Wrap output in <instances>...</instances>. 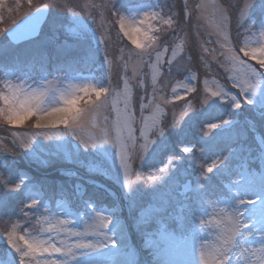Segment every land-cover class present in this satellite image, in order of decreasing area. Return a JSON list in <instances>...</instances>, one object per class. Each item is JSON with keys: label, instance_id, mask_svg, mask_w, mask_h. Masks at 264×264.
<instances>
[{"label": "snow or ice", "instance_id": "6c2138e0", "mask_svg": "<svg viewBox=\"0 0 264 264\" xmlns=\"http://www.w3.org/2000/svg\"><path fill=\"white\" fill-rule=\"evenodd\" d=\"M29 7L33 6V0H27ZM185 14H189V0H184ZM19 6V5H18ZM213 8V15L216 17V31L222 42L221 48L225 51L221 55L225 56V67L231 66L234 80L233 87L239 89V96L230 95L227 91L217 87L215 90L206 88L208 95L203 103L216 98L221 104H227L228 119L221 118L220 123L208 122V131H215V135L221 132H230L236 127L239 121L236 119L242 104H247L255 110L260 120L264 121V72H257L251 65H245V61L233 51L230 46V23L231 16L227 9L217 3V0H207V3L197 5L198 10L207 7ZM95 9L100 15V27L103 29L104 12L110 11L117 17L120 32L127 37L130 42L139 49L140 52L134 56L129 55L124 60L123 67L127 68L129 63L138 59L141 65L155 70L164 61V53L168 48L160 51L154 47L157 37L152 33L160 32V28L154 27L148 21H157L161 25L172 28L174 25V15L165 16L156 10V6L150 3H140L130 8L125 0H106L105 3L96 4L94 0H86L83 4H73L72 0H49L39 7H35L23 24L16 28L7 30L9 47L20 41L32 38L40 29L42 23L47 22V14L51 9L67 12L73 18L70 31L77 34L84 31H92L82 19L83 12L87 9ZM80 9V10H76ZM133 12L135 15L131 19L142 16L137 26L129 23V17L123 13ZM91 15V13H89ZM97 21L93 19V23ZM55 24V22H53ZM237 24L244 29L240 34L243 41L239 47V52L249 60H254L261 68H264V0H242L239 8V18ZM0 31H6L0 29ZM239 43V41H237ZM100 45L107 48L106 38L101 32ZM151 49V51H149ZM184 50V40L181 39L172 48V57L167 60L171 67L173 60ZM207 52V49H204ZM8 48L4 49L7 55ZM155 52V60H152V53ZM148 60L145 61L144 57ZM123 59V57L121 58ZM84 65L93 63L91 50L85 52L81 58ZM18 66L5 65L4 75L0 76V125H7L10 129L21 128L25 123L34 118L31 128L35 130L33 137L44 136L45 139L60 140L62 136L71 134L78 138V134L87 127L95 128V122L89 118L93 114H99L105 107L111 89L101 81L81 83L86 78L81 75L84 67L81 62H65L64 68L57 71H65V77H56L54 81H49L43 75L44 67L41 65L39 77L32 76L26 70V62L18 61ZM112 61L105 55L104 65L108 66L109 72L112 69ZM11 67V70H7ZM35 70V69H33ZM182 70L180 68L177 69ZM187 71L188 69H183ZM50 74V73H49ZM136 73L134 77L136 78ZM197 79L195 74L188 77V82L183 84L184 95L196 91V87L191 81ZM140 87H145L143 78L138 80ZM152 84L156 85V75L152 76ZM119 87V85H117ZM175 99H183V95L172 88ZM163 89L153 88L152 97L148 105L141 104L142 109L151 107L153 104L171 103L170 99L163 94ZM123 96L124 108L117 110L114 121L115 138L113 139L108 129L101 128L100 135L94 140L80 138V144L85 150L92 148L96 154L104 159H111L113 153L105 148V145L112 144L115 148V158L119 163L117 179L122 174V189L128 200L130 209L135 207L136 188L130 180L132 165L136 159L144 160L148 157H156L161 152L168 154V166L161 168L162 174L171 172L173 166L178 167L176 159L177 153L174 149L180 146L184 154L193 153L194 149L186 142V130L183 117H177L173 113V123L175 128L177 123L181 127L177 130L175 138L170 139L167 131V115L162 108L157 107L156 111L149 117L142 116L143 124L139 129V136L134 128L135 117L131 107V87L129 78L124 77V87L117 97ZM244 97L241 100L239 97ZM95 97V99H93ZM103 98V99H102ZM208 107L215 110L218 105L209 103ZM187 116V113L183 114ZM107 119V118H105ZM249 128L255 126V121H248ZM63 127L66 131L60 133L58 130ZM208 133L206 132L205 135ZM9 135L13 140V150L16 146L22 148L25 153L35 154L36 149L32 142L16 144L18 133L11 131ZM215 136L210 137L214 139ZM257 139L259 156L264 165V136ZM8 146L4 140H0V152H7ZM239 151L243 153L244 145H239ZM235 155V150L223 160H213L206 168L201 165L203 172L196 178L195 189L199 191L198 199L200 205L199 228L193 229L191 240L199 242V262L198 264H264V166L257 171H252L246 167L247 161L241 163L239 170L235 171L238 179L231 181L228 191L222 193L226 198L220 196L209 197L205 191L207 182L211 177L205 173H213L214 169L219 172L229 171V161ZM201 158L203 159V152ZM184 159L179 158L180 162ZM0 167V223L8 225L4 229V238L9 249L16 255L13 256L8 249L0 251V264H139L135 258V252L129 248L124 235V228L115 211V204L108 207H97L91 199L84 201V215H80V210H72L71 197L64 193L63 189L57 194V198L51 203L55 204V211L50 208L44 195L45 185L41 182H32L26 174L17 171L13 176L6 161ZM223 167H220V165ZM97 172H106L99 164L94 166ZM7 173V176H5ZM66 175H74L65 172ZM235 188V192L231 191ZM185 190H191L189 185H185ZM80 194L81 186L74 187V193ZM14 200H19L21 207L15 212L16 219L13 221L9 216L7 220L3 214L10 208ZM207 201V204H206ZM223 207H217L218 205ZM212 209L209 211V209ZM27 217L29 223H33L32 231H37L39 226L40 235L32 236L31 233H23L19 223L20 217ZM205 217L210 219L205 220ZM87 218V219H85ZM184 210L181 209L177 216V222L181 229L184 227ZM78 221L84 222L83 229L76 228ZM151 221V214L137 215L136 226ZM215 229V231H205V229ZM55 233V235H53ZM69 238H74L69 242ZM179 242L175 233H171L167 228L158 227L154 233H145V244L153 249L154 255L159 256L164 245H171ZM113 250L119 252L124 259L114 261L110 257ZM156 264H162L160 260Z\"/></svg>", "mask_w": 264, "mask_h": 264}, {"label": "rangeland", "instance_id": "374dc122", "mask_svg": "<svg viewBox=\"0 0 264 264\" xmlns=\"http://www.w3.org/2000/svg\"><path fill=\"white\" fill-rule=\"evenodd\" d=\"M48 2L49 0H33V6L29 7L27 0H0V29H9L33 11L35 7ZM64 2L65 0H60V3ZM85 2L86 0H72L73 4ZM94 2L101 4L105 3L106 0H94ZM202 2L206 4L207 0H189V14L186 16L184 0H125L130 8L140 3H150L156 6V10L162 12L166 17L175 13L172 28L161 25L157 21H148L154 27L161 29L160 32L152 33L158 38L154 47L160 51L168 48L163 57L165 62L155 70L147 67V65H141L138 59L129 63L127 68L123 67L124 60H127L130 54L134 56L140 50L135 48L130 40L120 32L117 17L113 16L110 11L104 12L103 24L105 27L101 29V18L97 10L91 8L85 10L82 19L92 31L77 34L69 30L73 21L70 14L51 9L47 14V22L41 25L37 37L19 44H12L10 47L5 31H0V63L5 58L12 62L19 60L25 62L24 57L37 53L39 56L34 57L32 61L39 57L37 62H41L40 67L33 70L34 66H30L26 70L32 76L39 77L41 65H43V75L47 76L49 81H54L56 77H65V72L57 71V68L50 71L48 67L50 57L48 58V56L68 55L72 59V63L74 61L81 62V66L84 67L81 75L86 79L82 80L81 83L88 80L92 82L101 81L111 89L106 107L99 114H93L89 118L95 122V128L87 127L78 134V138H74L71 134L62 136L60 140L45 139L42 135L33 137L32 134L35 130L31 128V124L34 118L27 121L21 128L10 129L7 125H0V140H4L8 146L7 152H0V167H3L2 162L6 161L13 176L19 171L26 174L32 182L43 183L45 185L44 195L47 197L46 202L55 211L60 210L56 209L55 204L51 201L57 198L58 187L65 190V194L71 197L72 210L79 209L81 216L86 211L84 201L93 200L94 197L97 198L93 200L97 207H108L114 203L129 248L135 252V258L138 259L139 264H156L157 260H160L162 264H198L199 242L192 241L191 236L193 229L199 228V191L195 189V181L203 172L201 165L206 168L213 160H223L235 150V155L229 161V171L219 172L214 169L213 173H205L211 177V180L207 182L205 191L209 197L220 196L221 199L226 198L222 193L228 191L231 181L239 178L235 175V171L239 170L241 163L247 161L246 167H250L252 171H257L264 166L258 158V143L257 139H254V137L264 136V121L260 120L258 113L251 106L242 104L241 109L236 110L239 112L238 117H236L239 123L230 132H221L220 135H215V132L220 130L208 131L209 121L220 123L221 118L228 119L229 117L227 115L228 105L221 104L220 100L212 98L207 103H203L204 98L208 95L205 89L212 88L215 90L219 87L235 96H239V89L232 86L234 80L232 79L231 66H224L226 59L221 53L225 49L220 46L222 37L216 31V17L213 15V8L209 6L204 10H198L197 5ZM217 3L227 9L231 16L230 46L233 47V51L245 61V65H251L257 72H264V68L239 52V47L243 43L240 34L243 33L244 29L237 24V19L239 18L242 0H217ZM123 14L129 17V23L135 24V26L138 25L139 19H142V16L136 17L134 20L131 19L135 15L131 11ZM93 19L97 22L93 23ZM101 32L106 38L107 48L99 44ZM181 39L184 40V50L179 52L170 67L167 60L172 57V48L180 43ZM5 48H8L7 55L3 54ZM204 49L208 51L205 52ZM89 50L92 52L93 63L84 66L81 58ZM106 52L107 58L113 62L111 72H109L108 66L104 65ZM122 57L123 59H121ZM144 60L147 61L148 57L145 56ZM152 60H155V52L152 53ZM8 65L15 66L16 64L9 63ZM178 68L182 70L178 71ZM5 70L0 65V76L4 75ZM7 70H11V68ZM134 73L137 74L136 78H133ZM192 74L197 77L195 81H191V84L196 87V91L184 95L183 84L188 82V77ZM153 75H156L155 86L152 84ZM124 77L129 78L131 87V107L135 117L136 135L139 136V129L143 124L142 116L144 118L151 116L159 107L167 115V124L169 125L167 131L170 139L175 138L177 130L181 127V123H177L175 128L171 127L173 113H175L178 118L183 117V120L186 121L184 124L186 142L194 149L193 153L184 154L181 152L180 146H177L174 151L177 153L178 167L173 166L171 172L164 174L163 178H161L162 174L159 170L168 166L167 153L161 152L156 157H148L144 160L136 159L130 175V180L136 188L134 209L129 208L128 200L122 189V174L120 179H117L119 163L115 158L113 145L104 146L113 153L111 159H104L96 154V150L92 148L85 150L80 144L81 137L85 140L96 139L101 134V128L108 129L111 137L115 138L114 121L117 110H122L125 106L123 96L117 97V93L123 90ZM140 78L144 79L145 87L139 86L138 80ZM154 87L162 88V94L168 97L171 103L167 105L153 104L149 108L142 109L141 104H149ZM173 87L183 95V99L174 98L176 94L172 92ZM239 98L244 99L242 96ZM209 103H214L218 107L215 110L210 109ZM184 113H187V116H184ZM253 120L255 126L250 129L247 122ZM11 131L18 133L17 145L32 142V146L36 149L35 154L25 153L18 146L13 150V140L9 135ZM55 131L63 133L66 130L61 126ZM206 132L207 135H205ZM213 136L215 138L210 140V137ZM240 144L244 145L243 153L239 151ZM202 152L203 159L201 158ZM181 156L184 157L182 162L179 160ZM96 164L106 169V172L95 171L94 167L91 166ZM220 167L223 165L221 164ZM31 172H34V176L38 177H33ZM65 172H71L74 175L69 176ZM76 185L81 186L82 196L80 194L73 195ZM185 185H189L191 190L186 191ZM97 190L102 192L106 200L109 198L107 204ZM231 191L234 193L235 188L233 187ZM20 207L19 200H14L10 208L3 214V218L7 220L11 216L15 221V212ZM217 207H223V205ZM182 208L185 218L183 229L179 227L177 222V216ZM211 210L210 208L209 211ZM170 212L171 217L168 216ZM148 214H151V221L138 228L135 222L137 215ZM208 219L210 217H205V220ZM19 223L22 229L20 234L27 232L31 233L32 236L40 235L39 226L37 225V231L33 232L34 222L29 223L27 217H20ZM5 227L9 226L0 223V251L8 249L15 256L16 253L9 249L4 238ZM83 227L84 222L78 221L76 228L82 230ZM158 227L167 228L169 232L175 233L179 242L164 245L160 255L156 256L153 249L145 244V233H154ZM205 231H215V229H205ZM73 239L69 238V242H72ZM108 258L114 261L124 259L116 250H113L110 257H104V259ZM17 264H19L18 259Z\"/></svg>", "mask_w": 264, "mask_h": 264}, {"label": "trees", "instance_id": "16d2710c", "mask_svg": "<svg viewBox=\"0 0 264 264\" xmlns=\"http://www.w3.org/2000/svg\"><path fill=\"white\" fill-rule=\"evenodd\" d=\"M37 52V51H36ZM41 55V54H40ZM13 56V55H12ZM37 56H39L37 53L35 54H32V55H29V56H27V57H24L26 60H24L26 63H27V65H28V67H30V66H34L33 68L34 69H36L37 67H40V63L41 62H37V59L39 58H37V59H34L35 61H32V59L34 58V57H37ZM50 57V60H49V62H50V64H49V70L51 71V70H54V68H64L65 67V62H67V63H72V59L68 56V55H60V56H52V55H49L48 56V58ZM28 59H30V60H28ZM20 61V60H19ZM18 62V61H17ZM17 62H12V61H8V58H5L4 59V61L3 62H1L0 63V65L2 66V68H5V65H8L9 63H15L16 65L15 66H18V63ZM47 62V61H46ZM47 64V65H48ZM46 65V66H47ZM85 66V65H84ZM11 68V67H10ZM61 72H65V71H61ZM244 130H247V129H244ZM243 136V135H242ZM241 137V136H240ZM239 137V138H240ZM253 143V142H252ZM20 167H24V166H20ZM31 174L33 175V177H38V176H34V172H31ZM60 189H62V188H59L58 187V189H57V191L59 192L60 191ZM98 191V190H97ZM93 192H95V191H93ZM99 193H100V195H102L103 197H104V195L102 194V192L101 191H98ZM45 193H46V191H45ZM64 193H65V190H64ZM89 193V192H88ZM58 194V193H57ZM93 200H95V199H97V198H92ZM108 199L109 198H107V200H106V197H104V202L107 204V201H108ZM170 215V217H171V212L170 213H168V216ZM170 220H172L171 218H169ZM167 223V222H166Z\"/></svg>", "mask_w": 264, "mask_h": 264}, {"label": "water", "instance_id": "95a60500", "mask_svg": "<svg viewBox=\"0 0 264 264\" xmlns=\"http://www.w3.org/2000/svg\"><path fill=\"white\" fill-rule=\"evenodd\" d=\"M42 5V4H41ZM41 5H39V6H41ZM38 6V7H39ZM35 10V9H34ZM33 10V11H34ZM31 13V12H30ZM29 13V14H30ZM29 14H27L25 17H23L21 20H19L17 23H15L14 25H12L9 29H7V30H11V29H14V28H16L18 25H21V24H23L24 23V21L27 19V17H28V15ZM43 24V23H42ZM41 24V25H42ZM41 27V26H40ZM5 31V36L7 37V39H8V31ZM40 30V29H39ZM39 30H38V32L32 37V38H30V39H28V40H31V39H34L35 37H37L38 36V33H39ZM9 40V39H8ZM28 40H25V41H28ZM25 41H20V42H18V43H16V44H19V43H22V42H25Z\"/></svg>", "mask_w": 264, "mask_h": 264}, {"label": "bare ground", "instance_id": "6f19581e", "mask_svg": "<svg viewBox=\"0 0 264 264\" xmlns=\"http://www.w3.org/2000/svg\"><path fill=\"white\" fill-rule=\"evenodd\" d=\"M132 26H135V24L133 25V24H131Z\"/></svg>", "mask_w": 264, "mask_h": 264}]
</instances>
